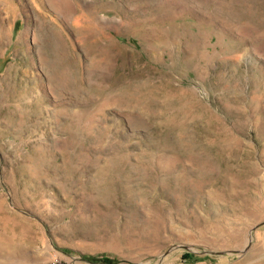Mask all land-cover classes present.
I'll list each match as a JSON object with an SVG mask.
<instances>
[{"label":"rangeland","instance_id":"rangeland-1","mask_svg":"<svg viewBox=\"0 0 264 264\" xmlns=\"http://www.w3.org/2000/svg\"><path fill=\"white\" fill-rule=\"evenodd\" d=\"M0 264H264V0H0Z\"/></svg>","mask_w":264,"mask_h":264}]
</instances>
